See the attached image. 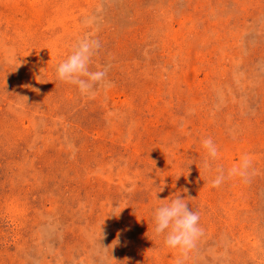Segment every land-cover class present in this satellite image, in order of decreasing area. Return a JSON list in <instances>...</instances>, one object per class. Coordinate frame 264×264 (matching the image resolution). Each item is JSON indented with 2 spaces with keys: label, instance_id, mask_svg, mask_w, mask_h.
Masks as SVG:
<instances>
[{
  "label": "rangeland",
  "instance_id": "1",
  "mask_svg": "<svg viewBox=\"0 0 264 264\" xmlns=\"http://www.w3.org/2000/svg\"><path fill=\"white\" fill-rule=\"evenodd\" d=\"M86 35L87 95L56 75ZM179 194L186 255L153 230ZM178 261L264 264V0H0V264Z\"/></svg>",
  "mask_w": 264,
  "mask_h": 264
},
{
  "label": "clouds",
  "instance_id": "2",
  "mask_svg": "<svg viewBox=\"0 0 264 264\" xmlns=\"http://www.w3.org/2000/svg\"><path fill=\"white\" fill-rule=\"evenodd\" d=\"M100 48L99 40L92 36H84L73 47L71 53L56 66L57 78L65 83L75 85L81 94H90L102 83L107 86L105 78L107 69L91 70L90 64ZM202 146L211 158L218 156V149L211 137L202 140ZM247 161H245V167ZM236 170L234 169L233 172ZM244 176L243 172H240ZM224 176L218 175L212 180L213 187H219ZM163 191V188L161 189ZM158 199V198H157ZM153 209L154 235L163 237V243L186 255L193 250L204 235L200 225V215L189 207V203L181 195L170 199ZM182 264V261H178Z\"/></svg>",
  "mask_w": 264,
  "mask_h": 264
}]
</instances>
